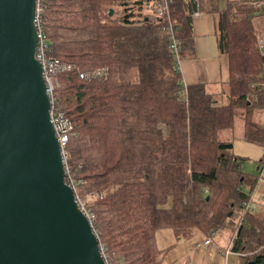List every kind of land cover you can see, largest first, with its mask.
I'll use <instances>...</instances> for the list:
<instances>
[{
	"label": "trees",
	"instance_id": "1",
	"mask_svg": "<svg viewBox=\"0 0 264 264\" xmlns=\"http://www.w3.org/2000/svg\"><path fill=\"white\" fill-rule=\"evenodd\" d=\"M155 1H39L46 54L58 60L56 105L71 125L64 181L108 264H163L165 249L155 244L163 228L177 240L229 231L226 257L264 264V204L256 201L237 224L256 172L241 171L231 142L215 139L239 111L243 137L264 147V124L252 119L264 108V55L250 22L256 10L245 1L168 0L181 54L191 48V13H215L227 59L222 103L201 84L182 87ZM100 67L104 79L79 78Z\"/></svg>",
	"mask_w": 264,
	"mask_h": 264
},
{
	"label": "water",
	"instance_id": "2",
	"mask_svg": "<svg viewBox=\"0 0 264 264\" xmlns=\"http://www.w3.org/2000/svg\"><path fill=\"white\" fill-rule=\"evenodd\" d=\"M34 7L0 0V264H104L64 181L34 57Z\"/></svg>",
	"mask_w": 264,
	"mask_h": 264
},
{
	"label": "crops",
	"instance_id": "3",
	"mask_svg": "<svg viewBox=\"0 0 264 264\" xmlns=\"http://www.w3.org/2000/svg\"><path fill=\"white\" fill-rule=\"evenodd\" d=\"M245 1L254 6L256 12L251 17V26L257 40L264 45V0H231ZM220 0H217L219 5ZM191 44L188 51L184 50L178 63V72L182 87L201 84L207 93L217 101H223L226 92L227 59L217 46L215 40V13L198 12L191 16ZM257 165V164H256ZM257 170V166H255ZM255 170V172H256ZM260 182L256 195H263ZM264 204L262 200L259 205ZM229 232L217 231L210 237L208 244L203 243L205 236L195 233L189 238L176 239L168 228L155 232V244L159 249H165L163 264H235L233 257L224 255L223 250L228 245Z\"/></svg>",
	"mask_w": 264,
	"mask_h": 264
},
{
	"label": "built area",
	"instance_id": "4",
	"mask_svg": "<svg viewBox=\"0 0 264 264\" xmlns=\"http://www.w3.org/2000/svg\"><path fill=\"white\" fill-rule=\"evenodd\" d=\"M39 1L40 0H35V7H34V15H33V25L36 31V44L34 47V57L35 59L39 62L40 64V74L41 77L44 81V91L47 96L48 100V117H49V122L51 124L53 136L56 140V143L59 147L60 150V155H61V160L62 163L64 162V151L63 147L66 144V141L68 139L69 130L71 129V125L69 121L64 117L62 112L60 111L59 107L56 105V100L54 97V88L57 86V81L53 77L52 73L55 68L58 67V60L55 58H50L46 54L47 50V42L45 38L43 37V31L41 29L40 25V7H39ZM196 1V0H194ZM167 3L168 0H156L154 2L152 12L154 17H166L167 18V24H166V29L169 32V37H168V42H169V51L172 54V60H174V63L176 65V68L178 69V63L181 59V53H180V47L178 46V43L175 38V34L173 31H176V24L172 23L168 19V12H167ZM198 14V10H194L191 13V16ZM258 49L260 50V53L264 55V45L260 41L257 42ZM68 68V66H62L61 69ZM260 71L262 76H264V61L261 62L260 64ZM106 76V70L104 68L100 69H93L89 73H84L81 72L79 73V78L82 77H91V78H105ZM65 167H64V172H65ZM260 182H264V156L262 157V161L260 164L257 165V170H256V181H255V187L256 185L260 184ZM70 187L72 185L68 184ZM73 189V187H72ZM255 193V188L249 192L247 200L243 201L241 204V214L237 219V224H239L241 221H243V214L247 211H254L255 209V203L256 201H262L264 200L263 195H254ZM76 201V199H75ZM77 202V201H76ZM77 205L79 208L83 211L82 206L80 205L79 202H77ZM84 212V211H83ZM212 235L213 233H209ZM211 236H206L203 239L204 244H208L210 241ZM99 254L103 260L104 264H108L104 254L103 250L100 244L97 245ZM224 254L231 253L229 251V246H227L223 250Z\"/></svg>",
	"mask_w": 264,
	"mask_h": 264
},
{
	"label": "rangeland",
	"instance_id": "5",
	"mask_svg": "<svg viewBox=\"0 0 264 264\" xmlns=\"http://www.w3.org/2000/svg\"><path fill=\"white\" fill-rule=\"evenodd\" d=\"M224 93H225V89H224ZM219 102L225 103L226 101L223 98V101L219 100ZM252 119L255 122L264 124V108H255L252 113ZM243 134H244L243 124L239 116V111H237L234 115L232 126L230 128L218 130L216 132L215 139L218 141L231 142L232 152L235 155H238L239 157L242 158L240 160V170L247 174H254L256 170L255 169L256 162H258V160L264 156V147L260 146L256 142L246 139L245 137H243ZM258 185H256V187L254 185L252 188V190L255 188L254 195H256V190L258 191L257 189ZM260 186L261 188H263L264 184L262 183ZM259 191L264 192L263 190H260V189ZM261 209H258L256 212L257 213L262 212L260 211ZM208 236H211V235L208 234ZM229 264H232V262H230Z\"/></svg>",
	"mask_w": 264,
	"mask_h": 264
}]
</instances>
